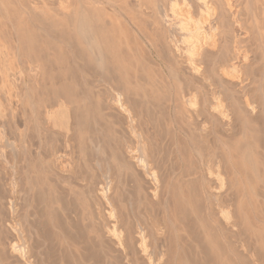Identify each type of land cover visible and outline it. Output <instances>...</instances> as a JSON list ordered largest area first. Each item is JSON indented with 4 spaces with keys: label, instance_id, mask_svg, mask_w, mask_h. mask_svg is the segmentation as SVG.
I'll use <instances>...</instances> for the list:
<instances>
[{
    "label": "bare ground",
    "instance_id": "1",
    "mask_svg": "<svg viewBox=\"0 0 264 264\" xmlns=\"http://www.w3.org/2000/svg\"><path fill=\"white\" fill-rule=\"evenodd\" d=\"M116 1L113 2L112 0H0V157H2L4 160H7L5 159V157L7 156V150L10 149L12 153L15 155V158L21 155L23 157L22 160L23 159L27 160V158L28 160H30L29 158H32L33 156V150L37 148V150L35 151H38L37 155H38V160L41 164V167L37 166L39 163L38 161L36 162L35 160L34 163H36L35 166H37V168L35 169L27 168L26 170L24 168L23 169L24 171L22 172L25 174V177L27 178H30L31 175L34 173L36 177L38 176L37 178L40 180V183H44L47 180V176H49L48 174L50 171H51V174L52 172H56V171H57V174L58 173L60 174L61 172L62 174L63 172L69 173V174L74 173L73 162L76 163L78 159V157L74 159V156H75V153L79 151L78 149L76 151V146L74 142L75 138L77 137L78 140L77 139L76 140L79 141L78 142L80 145L79 149L81 151L82 149L81 146H83V144L87 143L85 144V146L89 144L88 141L86 142L84 141L86 140L84 138L87 137V140H88V137L90 135H92V137H95V135L93 136V134H90L91 131L89 132L90 134L89 136H85L86 133L78 126V124H76V122H80V121H76V119H78V113H80L81 111V110L80 111L78 110L81 109V107L84 104V100H86L85 99L86 96L78 95L79 93L78 91L80 90L79 88L80 82L82 83L80 84V86L81 85L83 86V84L85 86V84L89 81L91 77L90 75H93L97 79L98 81L97 83L99 82L104 83L106 86L108 85L111 88H115L117 97L112 98V100L109 99L111 100V105L115 101L116 104L118 103L124 110L128 111L125 104L127 103L129 104V101L126 100L127 102L124 103L123 98H122L124 97L123 96V84H125L126 81L127 82L131 81L128 79H133V78L127 79L126 75H122L121 78H117L115 69L117 68V71H118L119 68L120 69L123 68L126 61L128 60L131 61V58H133L132 53H134L133 51L135 50V48H136V51H138L139 49L140 50L139 52H141V50L142 52H144L145 49H149L147 48V46L145 47V43H147L151 47L150 49H153V51L156 52L154 55L156 54L158 55V58H160V61H161L160 62L161 66L163 67V70L161 69L163 71L161 82L167 88L169 92V97H167V99L169 98L168 99L169 109L171 111H180L181 109H184L187 106H189L196 112V114L195 113L194 114L197 115L198 117L197 122L190 123L186 121L187 123L185 124V127L181 126L182 129H180V131L184 133V134L182 133L184 135L182 136L183 137L182 140H181L182 134L180 136H177L176 134H174L175 135V136L173 135L174 137L170 135L171 138H174V146H172V142H170L172 146L171 151H169L170 148L169 149L167 148L168 146L170 147V144L166 143V145L168 144V146L167 147L165 146V148H167L166 150H168L171 153H168V151H166L165 149L163 151H166V152L164 153L162 151V153H164L165 155L171 154V157L170 156L169 157L171 158V160L174 159L175 164L172 163L171 165L169 163L170 167L173 166L171 170L169 169L170 167H168L169 170L168 169L167 170L169 171V173L167 170H166L167 172L163 170L167 168V165L164 164L165 168H160L164 172L168 173V175L166 174L167 177L161 176L160 173L158 174L157 169L155 168L154 165L153 166L156 170L153 167L151 168L152 166L151 162L153 164H156L155 162L156 160L152 161V159L154 160V158L152 159L150 158L152 157L151 156L152 154L149 156V154L152 153V152L149 153V146L151 144L148 146L149 143L147 141L137 140V143L134 144L135 146H132L133 145L132 142L136 139L135 137L132 136L133 138H135L132 140V142L130 138L127 139L131 142L132 145L129 143V141L128 143L130 145L127 142H126L127 143L126 145V143L121 138L123 142L121 144L120 150L123 151L122 149H126V152L129 154V157H132L137 162L142 164L143 165L142 168L145 167L147 170L149 169L151 170V174L153 175V180H151L153 181V184H152L153 186H151L152 188L149 187L151 189H148V190L149 192L152 191L151 194H153V196L150 197V199L153 200L151 204L154 209L153 213H151L152 211L151 212L147 211L146 210L147 208H145V210H142L143 214H140L142 211L139 212L140 210L139 211L137 210V207L135 206V204H133V202L130 199L124 200L126 197H119L118 199L117 198L118 196L114 195L117 181L114 180V182L116 181V183L113 189L112 179L116 177L115 175H116L117 170L115 172V169H114L115 173L110 174V177L111 175L114 176L113 178L110 179V177L106 175H105V178H102L103 177L102 176L100 177L102 179H100V181L98 180V182H96V184L94 185L96 187L95 191L97 193V196L100 197L99 203H98V200L96 202L95 200L96 198L95 199L94 197L92 198V196H95V195H92V193L94 192V189H93L94 186L91 187L92 189H90L89 187L92 185L87 187L86 186L87 184H85L84 182L82 183L81 180L80 182L71 181L73 180L72 177L74 175L66 176L67 178L65 179L67 180L64 179V183L63 182H60V183L64 184L66 188L65 190L68 193L67 195H69L70 199H73V200L75 199V201L78 203L77 207L78 206L87 207L88 203L86 201V198H87L86 195H88L89 196L88 198L91 200L90 203L93 202V204H95V206L92 205L93 207H96L97 209H99L98 207H101V209L103 207L106 208L107 210V211L105 210L106 215L101 212L96 211L98 215V221H99V222L96 221V223L98 222L99 224L98 225L89 224L87 234L89 233V236L94 235V237L96 238L95 240L97 239L105 240V237L109 239L110 242L108 243H111V245L115 249H117V251L118 250L120 251L119 257L121 258L119 259L121 263L118 261L119 259L117 260V263H120V264H202V260L200 259L198 260V258L200 257V254L198 253H201V254L204 253L203 255L205 256V252H206V255L207 256L209 255L208 258L209 257L211 258V260H209L210 258L208 259V261H210L211 264H239L238 263L239 255H237V253L239 254V252H237V248L240 247L243 249V251L246 252V254H248L253 264H264V217L262 216H260L261 218L256 217L254 215L256 213L255 210H252L254 211L253 214L250 213V210L254 208L253 204H252L253 206L251 205L252 206L251 208L246 207L247 205L246 202L247 201L250 202L249 199L251 197L253 198L254 196L253 194H252L253 196L252 195L249 196L250 197L249 199H248V196H246L248 200L246 199V197L243 199L247 201H242L240 200L241 199L240 197L236 196L238 192L240 193V194L238 193L239 195H242L241 190L236 192L238 189H242V188H244L243 191L245 195L246 194L249 195L251 193L250 190L248 191L249 188L246 190V187H248L249 185L246 183L247 180L250 182L252 181L254 182V184L257 185V183H255L256 182L255 180L254 181L251 180L252 176H253V179L255 178L254 175H251V173L253 174L256 171H258L257 168L258 169L260 168L258 166V162L260 159H263L261 156L264 155V152H261L262 153L261 156L259 155L260 152L258 153V151H261V150L260 148L257 149L255 145L256 143L254 144L251 141V136L249 134V132L253 129L257 131L255 127L257 128L259 127L260 129V125L257 126V124L254 123L255 121L257 122L258 120V119L255 120V116L258 117V113H260V117L262 118L263 117L262 113L264 114V21L262 23L260 21V18H257L259 16H256L258 15V13L256 12L257 13L256 14L254 12L256 11L255 10L256 7L258 9V12L261 11L259 10L258 6L262 5L261 8L263 11V15L261 16L264 19V0H128L129 2L128 7L127 5L124 6L120 4V2H118L120 4L119 5L116 3ZM243 7L246 8L244 11H246V14H247L246 15L247 16L246 19H248L247 21L250 22L252 21V19H255L254 23L252 22L248 24L247 21L246 22L245 20L242 21L241 15L244 12L242 11L244 9ZM251 7L252 8L255 7V9H252ZM137 9H139L140 11ZM136 11L142 12L141 14L144 13V15L139 16L138 14H136ZM145 14L148 16L145 17ZM245 38L248 40L247 43H250L251 45L252 44L257 45L258 48H256V46L253 45V47L257 49V50H253L254 52L256 51L255 53L252 50H251L252 52L248 50L247 47L249 44L246 46V43L244 44V41H243ZM204 51L205 52L210 51L211 54L212 53L213 55L215 54L216 61L214 63H210L209 60H211L213 57L210 58V56H208V55H211L209 54L210 52L209 53L207 52L208 54L205 55ZM134 54L137 56L140 55V54L138 55V53H134ZM146 54H147L146 56H150V57H152L153 55V54L150 55L151 53H149V55L148 53ZM255 54L257 55L255 56ZM207 56L209 60L208 58L206 60ZM257 56L260 57L259 60L258 58H256ZM142 57L144 59V55ZM252 58H255V60L257 59V61H254V62L255 64L257 63L256 67H258L260 70V75L259 74L257 75V72H256L257 77L259 76L258 78L259 82L256 85H257L258 91L259 90L261 91V95H259V97L261 96V98L258 99L254 95L249 94L248 92L242 93V95H239V97L237 96L238 98H236V94L234 95V93L229 92L227 95L233 94V96L231 97L228 96L229 98H224L222 95V92H224L222 91V88L225 87V84L227 83L225 82L226 80H228V82H230V80L232 82L237 81L240 84L241 83L243 84L244 82L247 83L248 81L247 79H249L248 74L250 73L248 70H249V67L251 70V65L253 64V63L251 64L250 62L254 60ZM17 61L20 64L18 68H16L17 65L14 64ZM130 61L128 63H131L130 64L131 66L132 62ZM151 61H155V60H151ZM213 61H214V58H213ZM87 63H89V65ZM91 63L95 64V66H93L95 67L94 69L92 68ZM134 63L135 62H133L132 66L135 65ZM146 63H148L146 65L148 66L149 62H146ZM113 64L115 68H112ZM117 64L119 68L115 66ZM246 65L249 66V67H246V69L248 68L247 70L248 74L245 69ZM89 66H91V68ZM126 66L127 65L125 64V67ZM153 67L155 68V65ZM158 67H159V64L157 68ZM256 67L254 66V68ZM104 68H106L107 70L106 74L105 73L103 74ZM112 69H114V71ZM128 69L130 70V68ZM188 70L191 71V74H196L197 75L196 77H202L203 80H205L204 82L212 83L214 80L216 83L215 88L213 87L214 84L213 83L211 84V86L213 87V89H215V91L213 90L214 92L212 91V93H208L210 95V97L209 96L207 97L209 98L208 100H206L207 98L205 99V96H202V97H204L206 101L202 100L203 98L200 96V99L202 98L200 102L201 105L198 103V101L200 100L198 96H199V93L201 92V90L199 89L200 86L199 85H196L199 87L188 86L186 89H184L185 87L184 83H183V86H184L183 87L181 83L178 82L180 80V79L178 80L179 74L182 73L183 75L184 73L187 72L186 75H189L188 73L190 72H188ZM99 71H100L99 74H102L103 76L98 74ZM135 72L137 73V71ZM155 72L156 71H154V73L151 72L152 78L156 76L157 72L156 73ZM142 73L144 72H141V76H142L141 78L143 82L147 81L149 79L148 78L149 76H144L145 74L143 75ZM253 74L252 76L255 77L256 75H253ZM134 75L132 76L134 77ZM146 77L148 78L147 80L145 79ZM137 78L136 80H138ZM152 78L150 77V79ZM134 79L133 81H135ZM183 79H182L183 81L187 80L185 78ZM253 79H254L253 81H255V78ZM153 81L156 82L155 79H153ZM157 81H158L157 82L158 84L160 81V77L158 78ZM196 82H198V80H196ZM92 83H94V80L92 81ZM150 83L148 84L150 85ZM201 83L199 82L200 85ZM143 84H146V83H143ZM233 84L231 87H233ZM248 85L250 86L251 84H248ZM153 86L156 87L157 85L156 86L153 85ZM209 86L210 85H208V87ZM154 87H151V88L153 89ZM204 87L206 88L207 86H204ZM252 87H253V92L257 90V89L255 90L254 88L256 87L255 85L254 86L252 85ZM125 88L127 90H130L129 87L125 86ZM161 88L159 87L156 90L159 91L158 89H161ZM205 88L203 90H205ZM77 89L79 90L77 91ZM155 89L152 91L156 92ZM206 89L208 90V88ZM101 90H102V87H101ZM103 90L106 94L110 89L108 91L107 90L105 91V87H104ZM203 90L202 92H204ZM208 91H210V89ZM83 92H84L83 94L86 95L85 91ZM142 92L144 93V91ZM163 92L165 91H162L161 89L160 94ZM241 92H243L242 89H241ZM92 93L94 92H88V96H90L89 98H92L91 95L96 97V93H94L95 95H93ZM99 93H101L100 96L102 97V92H99ZM99 93H98V96H99ZM129 94H132L131 91L126 96L129 97ZM205 94L206 93H204V95ZM106 95L108 96V94ZM137 95L134 97H138ZM113 96L115 95L113 94L112 97ZM146 97L147 96L145 95V98ZM93 98L91 100H94ZM139 98L142 99V96ZM147 98L151 99L154 97L152 96L149 97L148 95ZM143 101L145 102L146 100L144 99ZM91 102L92 101H90L89 104H91ZM108 102L110 103V101ZM148 103H146V105ZM116 104L113 103V105H116ZM236 104H239L240 108L243 109L245 112H247V115L249 116L244 114V116H247L248 118H244V122L241 121V123L243 124V127H242L243 129L242 128L240 129L241 126L239 127L240 130H243V132H241V136L240 134L237 135L239 136V138H237L236 136L235 137L236 139L233 136L232 138L234 139L232 140L231 138L229 139L230 137L229 135L228 137L229 140H227L225 136L227 134L233 135V130H235L233 128L232 121L234 118H236L235 114L236 113L238 114V110L236 112L234 111L236 110L235 108ZM85 107H87V105H85ZM115 107H117V105ZM135 110L136 109L133 108V110H130L129 113H131V111H134L135 113L138 112V110L137 111ZM120 112H121V109H120ZM139 113L140 111L138 112V114ZM169 113H172V112H169ZM212 113L214 114L213 117L214 116L219 117L220 119L218 118L217 119L221 120L219 122L222 123V126H223L222 129H224V130H220V131H223L222 134H224L225 132L227 133V134L226 133L224 134L225 136L220 133L221 135H217L215 139L213 138L214 139L213 141H211L210 139L211 137L210 133L209 132H208L209 134L206 133L208 128L211 127V125H209V120L205 119V117L208 118V115H211ZM140 114L138 116H140ZM241 114H243V112ZM135 115L136 114H134V116ZM125 116L127 117L128 115L126 114ZM244 116H240V117H244ZM122 117L123 116H121V118ZM126 117H125V121H126ZM143 117L141 118L143 119ZM238 117L239 115H237V119L241 120V118H238ZM141 118L138 117L137 119H141ZM165 118L167 119V117ZM80 119L82 118L80 117L79 120ZM132 119L134 120L135 117H132ZM121 120L122 119H120V121ZM149 120L150 119L146 120V122L148 121L146 125L148 123L151 124ZM210 120H213V118ZM173 121L174 120H172L170 123H172ZM179 121L181 120H178L176 123H178ZM141 122L144 123L145 121L143 122L141 120ZM141 122L140 120L139 122L137 121V125L140 123V126H141L142 124ZM166 122L168 124V120L164 121L165 125H166ZM125 123L123 122L122 124H124L125 126L126 125ZM211 123L212 121L210 122V124ZM233 123L235 122L233 121ZM178 124H181V123L179 122ZM260 124H263L262 126H264V118L260 120ZM148 125L146 127L150 126L153 128L154 126L153 124L149 126ZM160 125H158V127ZM163 125L164 124L162 123V126ZM80 126H83V122L82 124L80 123ZM158 127H156L155 125L156 132L157 131L160 132V130H157ZM219 127L221 128V126ZM85 128L86 130L89 129L87 126H85ZM170 128L171 127L169 126L168 129ZM162 129L163 131L166 130V129L164 130L163 127ZM141 130H142L141 135L144 136V133L147 132L148 137L150 138L152 143H154L155 145L160 144L159 136L157 135L155 136V133H154L155 131L149 133L148 131H146L147 129L143 130V128H141L140 131ZM170 130L172 131V128ZM174 130L176 131V129H173V131ZM263 130H264V127L262 131ZM57 132H60L64 137V141L62 142L63 144L61 145V147L57 145L58 143L57 141L59 140V139L57 140ZM176 132L178 133V130ZM214 132H215V129L213 133ZM217 132L219 131L217 130L215 134ZM235 132L236 133L238 132L237 129L234 131V134ZM169 133L172 134V132H169ZM157 134L159 133L157 132ZM161 134H159L160 138H161ZM179 134L180 133H178V135ZM186 134L187 136H185ZM207 135H210V137H208ZM99 136L101 135L99 134ZM143 136H140V137H143ZM167 136L169 137V135H166L165 138ZM163 137L164 136H162L161 139H163ZM259 139L260 138L258 137V140ZM118 140H120V138H118L117 141ZM121 140L119 141V144L121 143ZM168 140H166L165 142H168ZM178 140L179 142L181 141V144H183L182 141L183 142L187 141L184 144L188 146L189 148L186 147L188 149V152L185 150L184 152L182 150L184 152V155H183V152L180 151L181 150L180 148H182L184 144L180 147V145H178ZM226 140L227 142L229 141L232 143V145L230 144L231 147L235 143L234 142L235 140H237L236 142L241 143V145H238L239 148L243 146L238 151L239 154L237 156L239 157V159H237V163L239 162L240 165H238L235 162L236 152H233L234 148L235 149H238V148H236V145L235 147L233 146L234 147L233 150H231L232 148L231 149L227 148ZM160 142L162 144L161 140ZM261 142L263 141L259 140V143ZM80 143H83V144L81 145ZM94 143H95V140H94ZM123 143L125 145H123ZM154 144L153 146H155ZM161 144H160V147H158L159 150L161 148H164V146H161ZM124 146H126V148ZM262 146L264 148V145ZM43 148L45 150H43ZM155 148L154 150H156ZM183 148H185V146ZM113 149L115 150V147H113ZM118 151L116 150L115 152H118ZM88 152H90V150H88ZM186 152L189 153L188 156L191 157L192 160L195 159L196 161V162L194 161V164L195 165L197 164L195 166L196 167L195 171H192L194 170L193 166L187 163L189 161V158L187 159L188 156H186L187 154ZM107 153L105 155H107ZM121 153L124 154V152H121ZM87 155L88 154L86 152V156ZM159 155L157 156L156 154L155 155L153 154L154 157H159ZM89 156L91 157V155ZM161 156H163V154ZM120 157L122 159L124 158L125 160V158H128V155H126L125 157L119 156V158ZM163 157H161V159ZM169 157L167 159L166 158L164 159H166L167 161L170 159ZM85 159H88L87 162H89V157ZM98 159L101 160V158H98ZM159 159L160 158H158V160ZM161 159L159 161L157 160L158 164L161 161ZM19 160L21 159L19 158ZM127 160L128 159H126V161ZM6 162L7 161H5V163ZM163 162L165 163V160ZM167 162H170V160ZM167 162L166 164H168ZM125 163H130V162H125ZM185 163H187L186 165L189 164L190 167L192 166L191 167L192 169L190 168L191 170L190 169L189 170L192 172H195L194 174L197 180L200 181V184H198L197 180H195L197 184L200 185L199 189H200L201 195L199 196H201L202 199L198 197V195L195 197L193 196V193L195 191H196L195 192L196 194L198 193V190H197L198 186H194L196 185L195 184L196 182L193 181L195 177V176L193 177L194 174L192 173L193 175H191V177H187L189 176L188 173H191V172H187L186 168H185L186 173L181 172V171H185L182 169L185 167L183 165ZM263 163L264 161H262L261 164ZM109 166L112 167L113 162H112V165H109ZM120 167L121 165L119 166V168ZM48 169H51V170H48ZM17 170L18 168L14 170L15 174ZM76 170H78V168H76ZM144 171L145 170H143V172ZM75 172L77 174V171ZM259 172L260 171H258V173ZM51 174H50V177H51ZM86 174H89V173H86ZM65 175L63 174L62 177L60 176V179H63ZM53 176L54 175H52L51 177L52 179H53ZM69 177L72 179L70 180ZM14 178L17 179V177H14ZM51 178H50V181H52ZM54 178H56V175L54 176ZM79 178H82V177H79ZM90 178H92L91 175H90ZM188 178H192L191 179L192 181H190V179ZM19 180L20 179H17V183ZM74 180L76 179L74 178ZM85 180L88 181V178ZM15 181L16 180H14V182ZM60 181H63V180H60ZM33 184L34 183H32V185ZM35 184H34V188L38 191L37 189L38 184L37 185ZM190 184L194 186V187L193 186L191 187L193 188L196 187L195 189H193V191L195 190L193 193L189 192ZM254 184H252V186H254L253 187L255 188L254 190H257L256 185ZM238 185H241L242 187L240 186L241 188L238 187L236 189ZM228 187L231 189L235 188V190H232L234 192L232 191L231 192L232 194L234 193L233 195L234 197L236 196L238 197L237 199L242 201L241 203L243 207L237 206V208H235L234 205H232V203L234 204L239 203V200L237 201L236 197H235L236 201L232 203L227 202L230 197L227 198L226 201L221 200L223 199L222 198L223 193L226 192V189ZM253 188H252V191H253ZM40 190H42V188ZM223 190L225 191L222 193L221 191ZM15 191H17V189ZM111 192H113V194ZM220 193L222 194L221 197H220ZM17 194L18 193H16V195ZM258 194L260 193L257 192L256 195ZM117 195H118V191H117ZM13 196L11 198H13ZM224 196L226 198L225 194ZM120 199H123V200H120ZM253 199H254V202H256L255 198ZM196 200L197 201L202 200V202L200 201L201 203H203L202 205L199 202L198 203L201 205V207L203 206L204 208H200L199 204L196 203L197 202ZM13 201H14V198H13ZM9 203H11V201ZM17 203L18 202H16L15 204L17 205ZM244 203L246 205H244ZM18 204L20 205V203ZM197 204L198 206H196ZM44 205L47 208L54 207L53 201L49 198L45 200ZM133 205L136 208H133ZM179 205H182V207H180ZM152 207L150 209H152ZM184 207L186 208L188 207L187 209H189L190 207L191 211L190 212L189 210L188 211L186 210V211L189 213V215L191 213L193 214L192 216L194 217L193 220L189 219L188 221V218H190L191 216L189 217V215L185 213L186 211L183 212L182 214V209L185 210ZM20 208L21 207H19V209ZM178 208H181V211ZM199 208L203 209V211L201 212ZM245 208H249L250 210L247 209V211L248 210L249 211L246 212ZM11 209H12V206H11ZM19 209L16 208L17 211H20ZM126 211H127L126 214H128L126 218H128V220L125 218L123 220V215L126 216V214H123V213H125ZM180 213L181 215L185 214L184 216L186 215L188 216L187 219L186 217L183 216L185 220H187L186 224L185 222H182L184 218L183 219L181 218ZM247 213L249 214L247 215ZM16 215H18V213H16ZM103 215H105L106 217ZM262 215H264V212ZM74 217H77V216H74ZM95 219L96 218H94V220ZM34 221H32L33 223H31L30 225L36 228L39 236H42L43 235L42 231L46 230L47 228L44 230L42 229L40 230L39 228L41 227L39 225L42 226L43 223H39L38 225L37 224L38 222L35 223ZM21 222L22 220L19 215L15 216L14 219H12L10 226L12 230L14 231L15 235H12L14 233L10 231L12 236L9 238V241H8L9 245L8 244L7 245L9 246V249L12 253H16V255H19L23 259L27 260L30 264H32L30 260H28L30 258V249L28 247L29 244L26 238L27 234L25 235V230ZM90 222H94L93 219ZM45 226H46V222H44L43 228H45ZM242 227L247 228L246 229L247 232L246 231L245 232L249 234V235L246 234V239H247V236H249L248 238L250 240L249 242L247 241L248 239L247 240L244 239L245 238L243 236L244 231H242L244 228L242 229ZM29 229L31 228L29 227ZM190 230H192L193 232H190ZM46 233L44 232V234ZM90 233H92L93 235ZM200 234L203 236V238H198ZM45 237L46 235L43 236V238ZM107 239L105 240V242L107 241ZM75 241H76V245L77 243L79 244L80 242L81 244H83L82 241L85 242L84 240H82L80 236H78L75 239ZM108 245L109 244H107V246ZM188 249L197 251L194 254L199 255V257L198 256L196 257V255L195 256L190 255V257H194V258L196 257L195 260H193V258L191 259L187 253ZM190 253L192 254V252H189V254ZM261 253L263 254L261 255ZM207 256L205 258L203 257L202 259L207 260ZM104 259L102 260L105 263ZM205 261H203V264L209 263L207 261H206L207 263H204ZM99 262H95V263H99ZM103 262H100V263L104 264ZM114 264H116V261L114 262Z\"/></svg>",
    "mask_w": 264,
    "mask_h": 264
},
{
    "label": "rangeland",
    "instance_id": "2",
    "mask_svg": "<svg viewBox=\"0 0 264 264\" xmlns=\"http://www.w3.org/2000/svg\"><path fill=\"white\" fill-rule=\"evenodd\" d=\"M113 2H115L116 0H112ZM122 0H118V1H116V3L117 4H119L118 2H120V4H122V5H127V7L129 6L128 4H129V2H128V0H123L122 2H121ZM125 1V2H124ZM127 1V2H126ZM119 4V5H120ZM262 5H260V6H258V8H259V10H261V11H259L258 12V9H257V7H256V9H255V7L254 8H252V9H255L256 11H254L255 13L257 12L258 13V15H256V16H259V17H257V18H260V21L263 23V21H264V19L262 18V16L261 15H263V11H262ZM244 9L242 10V11H244L246 8L245 7H243ZM261 8V9H260ZM137 10H139V9H137ZM140 11V10H139ZM139 11H136V14H138L139 16L141 15H144V13L143 14H141L142 12H139ZM140 14H139V13ZM245 12V13H244ZM243 13H242V15H241V18H242V21L243 20H245V22L248 20V19H246V11H244ZM260 12H262V13H260ZM256 13V14H257ZM244 14H245V16H244ZM148 15H146L145 14V17H147ZM245 18H244V17ZM244 18V19H243ZM252 19V18H251ZM259 20V19H258ZM248 22V24L249 23H254L255 22V19H252V21H247ZM246 40V41H245ZM244 44L246 43V46L248 45V50H257L256 48H258L257 47V45H254V44H250V43H247V39L245 38L244 40ZM253 45L254 46H256V48L255 47H253ZM147 46V48H149V49H145L144 50V52H142V50H141V52H139L140 50L138 49V51H136V48H135V50L133 51L134 53H138V55L139 56H137V55H135L134 53H132V55H133V58H131V61L130 60H128V61H126L125 62V64L127 65L126 67H125V64H124V66H123V68L122 69H120L119 67H118V64L117 65H115L116 67H118L119 69H118V71H117V68L115 69V71H116V75H117V78H121V76L122 75H126V77H127V79L128 78H135L134 80L135 81H133V79H128V80H131V81H129V82H125V84H123V96L124 97H122L123 98V101H124V103L125 102H127V101H129V104L127 103V104H125V106H126V108H127V110L128 111H126V110H124L118 103L116 104L115 103V101L113 102L114 104H116L117 105V107H115L116 105H113V103H112V105H111V100H112V98H115V97H117L116 96V92H115V88H111V87H109L108 85L106 86L104 83H97L98 81H97V79L93 76V75H90L89 77H90V79L93 81L94 80V83H92V81L89 79V81L88 82H90V83H86L85 84V86H84V84H83V86L81 87L80 86V84H82L81 82H80V84H79V88H80V90L79 89H77V91L79 92H77L78 93V95L79 96H86V100H84V104H83V106L81 107V109H79L78 111H80V113H78V119H76V121H80V122H76V124H78V126L87 134H85V136H89L90 134H93V136L95 135V137H92V135H90L91 137H92V139L93 138H95V139H93V141H92V139H91V137L89 136L88 137V140H87V137H85L84 139H86V140H84L85 142L86 141H88V145H86L85 146V144H87V143H85V144H83V143H80L81 145L83 144V146H81L82 147V149H81V151H80V149H79V147H80V145H79V141H77L78 139H77V137L75 138V140H74V142H75V146H76V151H77V149L79 150L78 152H76L75 153V156H74V159L75 158H77L78 157V159H77V161L76 160H74V161H76V163L75 162H73V171H74V173H72V174H69V173H65V172H63V174L65 175L64 177H63V179H60V176L62 177V172L60 173V174H62V175H60L59 173V175L57 174V171L56 172H52V174H51V171L49 172V176H47V180L44 182V183H40V180L35 176V174L33 173L32 175H31V177L30 178H27V177H25V174L22 172V171H24L23 169L25 168V170L28 168V169H35V168H37V166L38 167H41V164H40V162H39V160H38V151H35V150H37V148H35L34 150H33V156H32V158H29L30 160H28V158H27V160H22V156L21 155H19L17 158H15V155L12 153V151L9 149V150H7V156L9 157H5V159H7V160H4L2 157H0V264H30L27 260H25V259H23L22 257H20L19 255H16V253H12L11 251H10V249H9V244H8V241H9V238L12 236V235H15V233H14V231L12 230V228H11V226H10V223H11V221H12V219H14V217L15 216H20V218H21V220H22V226H23V228H24V230H25V235H26V238H27V241H28V247H29V249H30V258L28 259V260H30V262L32 263V264H99L100 262H103V260L102 259H104V261H105V263L104 264H106V262H107V264L109 263H111V264H114V262L116 261V264H120L121 263V261H120V259L119 258H121V257H119L120 256V251L118 250L117 251V249H115L112 245H111V243H108V242H110V240L109 239H107L106 237H105V240L107 239V241L105 242V240L104 239H97V240H95L96 238L94 237V235L92 234V233H90V234H92L93 236H89V233L87 234V232H88V226H89V224H95V225H98L99 223V221H98V215H97V212H101V213H103V214H105L106 215V208L105 207H103L102 209H103V211H102V209H101V207H98L99 209H97L96 207H93L92 205H94L95 206V204H93V202H91L90 203V199L88 198L89 196L88 195H86V201H87V207H77V205H78V203L75 201V199L73 200V199H70V197H69V195H67L68 193L66 192V188H65V186H64V184H62V183H60V182H63L64 183V179L65 178H67L66 176H70V175H74L72 178H73V180H71L72 178H70L69 177V179L71 180V181H73V182H80V180L82 181V183L84 182L85 184H87L86 186L88 187V186H90V185H92V186H90L89 188L90 189H92L91 187H93L95 184H96V182H98V180L100 181V179H102V178H105V175L106 176H108V177H110V174H112V173H115L116 172V170H117V172H116V177H114L113 175H111V177H110V179L111 178H113L112 179V181H113V189H114V185H115V183H116V181H117V183H116V187L118 188H116L115 187V193H114V195L115 196H118L117 198L119 199V197H126L124 200H131L132 202H133V204H135V206L137 207V210L139 211V212H141L142 210H145V208H147L146 210L147 211H152L151 213H153V207H152V202H153V200L152 199H150V197H152L153 196V194H151V192H149V190L148 189H151L152 187L151 186H153L152 184H153V181H151V180H153V175L151 174V170L149 171V170H147L145 167V169L144 168H142L143 167V165L142 164H140L139 162H137L135 159H133L132 157H129V154L126 152V149H122L123 151H121L120 149H121V144H122V142L124 141L125 143L127 142L128 143V141L129 140H127L128 138H130V140H131V142H132V140L133 139H135L134 141H135V143H134V141L132 142L133 143V145L131 144V142L129 141V143L132 145V146H135L134 144H136L137 143V140H145V141H147L149 144H148V146H149V153L150 152H152V153H150L149 154V156L151 155L152 157H150L151 159L152 158H154V160L152 159V161H155L156 162V164H153L151 161V168L153 167L154 168V166H155V168L157 169V172H158V174L160 173V175L161 176H163V177H167L166 176V174L168 175V173H169V169L171 170L172 169V167H170V164L172 165V163L173 164H175V162H174V159H172L171 160V154H168V155H165L164 153L166 152V151H168V150H166L167 148L169 149V151H171V147L172 146H174V138H171V136L170 135H174V134H176L177 136H180L183 132L182 131H180V129H182V127L181 126H183V127H185V124L187 123V122H197V120H198V117H197V115H195L196 114V112L191 108V107H189V106H187L186 108H184V109H181L180 111H171L170 109H169V106H168V99H167V97H169V92H168V90H167V88L163 85V83L161 82V77H162V75H163V67L161 66V61H160V58H158V55L156 54V55H154L156 52L155 51H153V49H150L151 47L147 44V43H145V47ZM251 51V52H252ZM148 53V55H149V53H151L150 55H152V57H150V56H146L147 54L146 53ZM210 52V51H204V53H205V55H207L208 53ZM254 52V51H253ZM256 52V51H255ZM254 52V53H255ZM209 54H211V52L209 53ZM144 55V59H143V56ZM211 55H213V53L211 54ZM211 55H208V56H210V58L211 57H213L214 58V61H213V58L211 59V60H209V58H208V56L206 57V60H207V58H208V60H209V62L210 63H214L215 61H216V55L214 54L213 56H211ZM257 54H255V56H256ZM157 56V57H156ZM254 56V57H255ZM137 57V58H136ZM150 57V58H149ZM156 57V58H155ZM149 58V59H148ZM256 58H258V60H259V56H257ZM159 60V61H157V60ZM252 59H254V60H252L250 63L252 64H255V62L254 61H257V59L255 60V58H252ZM139 60V61H138ZM147 60V61H146ZM150 60V61H149ZM151 60H155V61H151ZM132 62V65H133V62H135L134 64V66H130V64L131 63H128V62ZM137 61V62H136ZM143 61V62H142ZM212 61V62H211ZM146 62H149V65L148 66H146L148 63H146ZM152 62V63H151ZM157 62H158V64H159V67L157 68V66H158V64H157ZM19 64V62L17 61V62H15L14 64H16L17 66H16V68H18V66H20V64ZM142 65H141V64ZM150 63H151V65H150ZM250 63H249V65H250ZM88 65H89V63H87ZM92 64V68L94 69L95 67H93V66H95V64L94 63H91ZM90 64V65H91ZM252 64V65H253ZM155 65V68L153 67ZM251 65V70H250V67L249 66H245V69H246V67H249V70H248V68L246 69V71L248 70L250 73L248 74V71H247V74L249 75V79H247L248 81H249V83H248V81H247V83L248 84H251L250 86H251V88H250V86L247 84V83H239V82H237V81H231L230 80V82H228V80H226L225 82H227L226 84H225V87L224 88H222V91H224V92H222V95H223V97L224 98H229V97H231V96H233V94H229V95H227L229 92L230 93H234V95L236 94V98H238L239 97V95H242V93H246V92H248L249 94H252V95H254L256 98H258V99H260L261 98V96L259 97V95H261V91L259 90L258 91V89H257V85L256 84H258V82H259V80H258V78H259V76L257 77V75L259 74L260 75V70H259V68L258 67H256V65H257V63L255 64V65H253L252 66ZM113 66V67H112ZM111 67L112 68H115L114 67V64L112 65ZM254 66L256 67V68H254ZM90 68H91V66H89ZM125 67V68H124ZM134 67V68H133ZM128 68H130V70L128 69ZM154 68V69H153ZM160 68V69H159ZM132 69V70H131ZM135 69V70H134ZM149 69V70H148ZM156 69V70H155ZM162 69V70H161ZM253 69H255V70H253ZM113 71H114V69H112ZM121 70V71H120ZM125 71V72H123V71ZM145 70V71H144ZM162 71V73H161V71ZM106 68H104V70H103V74L105 73L106 74ZM133 71V72H132ZM135 71H137V73L138 72H140V73H138L139 74V76H138V74L135 72ZM148 71V72H147ZM154 73V71H156L157 72V74H156V76L154 77V78H152V73ZM254 72V74H253V72ZM120 72V73H119ZM122 72V73H121ZM131 72V73H130ZM141 72H144V73H142L144 76H149L148 78L146 77L145 79L148 81V83H150V82H152V83H150V85L151 84H153V85H157L156 87L157 88H161L162 89V91H167L168 92V94H167V92L165 93V92H163V93H161L160 94V92H161V89H158L159 91H157L156 89V87H154L153 85H149L148 83H147V81H144L143 82V80H142V76H141ZM155 72V73H156ZM188 72H190V73H188L189 75H186L187 74V72L186 73H184L183 75H182V73L181 74H179V76H178V82H180L181 83V85L183 86V83H184V85H185V87H184V89H186L188 86H191V87H199L200 86V90H201V92H202V90L205 88L204 86H207L206 88H208V90L210 89V91H208L206 88H205V90H203L204 92H200L199 93V96H198V98L200 99V96L202 97V96H205V99L209 96L210 97V95L208 94V93H212V91L214 90L215 91V89H213V87L215 88L216 86V83H215V81L213 80V82H212V80H211V82L214 84L213 85V87L211 86V84L212 83H207V82H204L205 80H203V78L202 77H196L197 75L196 74H191V71L190 70H188ZM256 72H257V75H256ZM100 73V71L98 72V74ZM102 73V72H101ZM136 73V74H135ZM119 74V75H118ZM134 75V77L132 76V75ZM147 74V75H146ZM160 76H159V75ZM252 74L253 75H256L255 77H253L252 76ZM99 75H102V74H99ZM191 75V76H190ZM103 76V75H102ZM130 76H132V77H130ZM252 76V77H251ZM138 77V78H137ZM141 78V80H140V78ZM150 77L152 78V79H150ZM160 77V81H159V83L157 84V80H158V78ZM181 77V78H180ZM257 77V78H256ZM88 78V77H87ZM136 78L138 79V80H136ZM157 78V79H156ZM183 78H185V79H187V80H185V81H183L184 79ZM189 78V79H188ZM253 78H255V81H253L254 79ZM143 79H144V77H143ZM153 79H155L156 80V82H154L153 81ZM183 79V80H182ZM198 80V82H196V80ZM200 79V80H199ZM257 79V80H256ZM88 80V79H87ZM149 80H151V81H149ZM191 80V81H190ZM203 80V81H202ZM252 80V81H251ZM95 81H96V83H95ZM183 81V82H182ZM160 82H161V84H160ZM194 82V83H193ZM199 82L201 83V85L199 84ZM235 82H237V83H235ZM135 83H136V85H135ZM143 83H146V84H143ZM155 83V84H154ZM207 85H206V84ZM228 83H229V85H228ZM233 84V87H231L232 86V84ZM255 83V84H254ZM91 84V85H90ZM99 84V85H98ZM139 84V85H138ZM246 84V85H245ZM260 84H262V83H260ZM103 85H105V86H103ZM129 85V86H128ZM133 85V86H132ZM145 86V87H143V86ZM147 85V86H146ZM195 85V86H194ZM196 85H199V86H196ZM208 85H210L209 87H208ZM245 85V86H244ZM252 85L254 86H256V87H254L255 88V90L256 91H254L253 92V87H252ZM125 86L126 87H129V89L130 90H127L126 88H125ZM141 86V87H140ZM204 88H203V87ZM230 86V87H229ZM235 86V87H234ZM90 87V88H89ZM101 87H102V90H101ZM104 87H105V91L107 90H109L106 94H108V96L105 94V92H104ZM151 87H154L153 89L151 88ZM202 87V88H201ZM86 88V89H85ZM133 88V89H132ZM134 88H136V89H134ZM141 90H140V89ZM148 88V89H147ZM156 88V89H155ZM190 88V87H189ZM226 88V89H225ZM235 88V89H234ZM88 89V90H87ZM146 89V90H145ZM149 89H150V91H149ZM156 90V92L155 91H152V90ZM165 89V90H164ZM212 89V90H211ZM225 89V90H224ZM241 89H242V91L243 92H241ZM251 89H252V91H251ZM91 90V91H90ZM97 90V91H96ZM134 90H135V92H134ZM207 90V91H206ZM228 90V91H227ZM233 90V91H232ZM250 90V91H249ZM83 91H85V94L86 95H84L83 93ZM96 91V92H95ZM112 91V92H111ZM127 91V92H126ZM131 91V93L132 94H129V97L128 96H126V95H128V93ZM142 91H144V93L142 92ZM213 91V92H214ZM226 91H227V93H226ZM235 91V92H234ZM88 92H94V93H96V97H94V96H92L91 95V97L94 99V100H91L92 98H89L90 96H88ZM99 92H102V97L100 96L101 95V93H99ZM115 92V93H114ZM253 92V93H252ZM259 92V93H258ZM81 93V94H80ZM94 93H92L93 95H95ZM98 93H99V96H98ZM142 95H141V94ZM148 93V94H147ZM164 93H165V95H164ZM204 93H206L205 95H204ZM91 94V93H90ZM114 94L115 96H113L112 97V95ZM138 94V95H137ZM144 94V95H143ZM202 94V95H201ZM225 94V95H224ZM110 95V96H109ZM138 96V97H134V96ZM139 95H141L142 96V99L141 98H139V97H141V96H139ZM145 95L148 97V95H149V97H154V98H145ZM151 95V96H150ZM157 95H159V96H157ZM167 95V96H166ZM227 95V96H226ZM163 98H162V97ZM229 96V97H228ZM238 96V97H237ZM100 99H99V98ZM235 97V96H234ZM97 100H96V99ZM102 98H103V100H102ZM106 98V99H105ZM132 98V99H131ZM135 98V99H134ZM198 98H197V100H198ZM203 98V99H202ZM201 99L202 100H205L204 99V97H202ZM107 100V101H105V100ZM109 99H111V100H109ZM146 100L145 102L143 101V100ZM150 101H149V100ZM160 99V100H159ZM201 99L198 101V103L200 104V102H201ZM209 98H207L206 100H208ZM90 100V101H92L91 102V104H89L90 103V101L88 102V101ZM102 100V101H101ZM127 100V101H126ZM205 100V101H206ZM94 101V102H93ZM95 101H97V102H95ZM99 101H101V102H99ZM108 101H110V103L108 102ZM143 101V102H142ZM108 102V103H107ZM149 102V103H148ZM95 103V104H94ZM146 103H148L147 105H146ZM164 103V104H163ZM92 104H94V105H92ZM97 104V105H96ZM110 104V105H109ZM167 104V105H166ZM204 104V103H203ZM85 105H87V107H85ZM119 105V106H118ZM134 105V106H133ZM201 105V104H200ZM101 106V107H100ZM133 108L134 109H136L135 111H137L138 110V112L140 111V116H138L139 114H138V112H134V111H131V113H129L130 112V110H133ZM235 108H236V110H234L235 112L238 110V114L236 113H234L235 114V117L236 118H234L233 119V121L235 122V123H233V121H232V124H233V128L236 130L237 129V131L238 132H240V133H236L235 132V134H234V131L235 130H233V135H231V134H227L225 131V133L227 134L226 136L224 135V134H222L223 133V131H220V130H224V129H222V123L221 122H219V121H221V120H218V119H220L219 117H213V113L211 114V115H208V118H206L205 116H207V115H205L204 117H205V119H207V120H209V125H211V127L210 128H208V130H207V134H209L210 133V135H211V137H210V135H207L208 137H210V139H211V141H213L215 138H216V136L217 135H224L225 137H226V139L227 140H229L230 138L233 140L237 135H239L240 134V136H241V132H243V130H240L242 127H243V124L241 123V121L242 122H244V118H248L247 116H249V115H247V112H245L243 109H241L240 108V106H239V104H236L235 105ZM97 109V110H96ZM120 109H121V112H120ZM124 111H123V110ZM189 109H190V111H189ZM89 110V111H88ZM188 110V111H187ZM87 111V112H86ZM91 111V112H90ZM94 111H96V112H94ZM187 111V112H186ZM194 111V112H193ZM90 112V113H89ZM98 112V113H97ZM120 112V113H119ZM123 112H125L128 116V118L125 116L126 114L125 113H123ZM169 112H172V113H169ZM189 112V113H188ZM194 115H192L191 113ZM243 112V114H241ZM195 113V114H194ZM241 115H240V114ZM262 113V112H261ZM89 114V115H88ZM91 114V115H90ZM123 114V115H122ZM131 114V115H130ZM133 114V115H132ZM134 114H136L139 118H141V117H143V119H145V120H143L142 118L141 119H137L138 117L135 115L134 116ZM167 114V115H166ZM189 114H191V115H189ZM234 114H233V116H234ZM244 114L245 115H247V116H244ZM88 115V116H87ZM99 115H100V117H99ZM101 115H102V117H101ZM129 115H130V117H129ZM171 115H172V117H171ZM178 116V117H176V116ZM237 115H239V117L238 118H241V120H239V119H237ZM255 115H257V114H255ZM254 115V116H255ZM120 116V117H119ZM121 116H123L122 118H121ZM126 117V121H125V117ZM135 117V119L133 120L132 119V117ZM180 116V117H179ZM195 116H196V118H195ZM240 116H244V117H240ZM262 118L260 117V113H258V117L257 116H255V120H257V122L255 121L254 123L255 124H257V126L258 125H260V129L262 128L263 129V127L264 126H262L263 124H260V120L261 119H263L264 118V114L262 113ZM82 118V119H80L79 120V118ZM107 117V118H106ZM146 117H147V119H146ZM165 117H167V119L165 118ZM176 117V118H175ZM187 117V118H186ZM213 118V120H210V119H212ZM257 117V118H256ZM106 118V119H105ZM119 118V119H118ZM124 118V119H123ZM174 118V119H173ZM196 119V120H194V119ZM218 118V119H217ZM242 118H243V120H242ZM250 118V117H249ZM120 119H122V120H124V121H120ZM129 121H128V120ZM148 119H150L149 120V122L151 123V124H153L154 126H153V128L152 127H150L149 125H151V124H147L149 127H146L147 125H146V123L148 122H146V120H148ZM170 119V120H169ZM190 119V120H189ZM215 119V120H214ZM111 120V121H110ZM119 120V121H118ZM136 120V121H135ZM139 120H140V122H141V120L145 123H142L141 124V126H140V123L137 125V121L139 122ZM168 120V124H167V122H166V125H165V123H164V121H167ZM172 120H174L172 123H174V124H172V123H170ZM178 120H181V121H179L181 124H178V123H176ZM238 120V121H237ZM129 123H128V122ZM134 121V122H133ZM163 121V122H162ZM176 121V122H175ZM187 121V122H186ZM212 121V123L210 124V122ZM82 122H83V126H80V123L82 124ZM121 122V123H120ZM125 123L126 125V127L124 126V124H122V123ZM160 122V123H159ZM213 122H215V123H213ZM100 123V124H99ZM129 124V126H128V124ZM155 123V124H154ZM162 123L164 124L163 126H162ZM176 123V124H175ZM218 123V124H217ZM239 123H241V124H239ZM84 124H86V125H84ZM133 124V125H132ZM136 124V125H135ZM161 124V125H160ZM195 124V123H194ZM216 124H217V126H216ZM236 125V127H235V125ZM90 125H92V126H90ZM123 125V126H122ZM146 125V126H145ZM155 125H156V127H158V125H160V126H162L163 128H164V130L165 131H163V129H162V127H158V129L157 130H160V132L162 133H160L159 131H157L159 134H161V138H162V136H164L163 137V139H161L160 138V135L159 134H157V132H156V128H155ZM214 125H215V127H214ZM85 126H87L89 129H87L86 130V128H85ZM105 126V127H104ZM132 126V127H131ZM136 126V127H135ZM143 126V127H142ZM169 126L172 128V131L170 130V129H168L169 128ZM173 126V127H172ZM176 126V127H175ZM179 126V127H178ZM219 126H221V128L219 127ZM241 126V127H240ZM253 126H255V125H253ZM262 126V127H261ZM123 127H125V128H123ZM177 127H178V129H177ZM219 127V128H218ZM239 127H240V129H239ZM128 130H127V129ZM133 128V129H132ZM135 128H136V130H135ZM141 128H143V130L144 129H147L146 131H148L149 133H151V132H154L155 133V136L157 135V136H159V143L161 144V142H160V140L162 141V144H161V146H164V148H161L160 150H159V148L158 147H160V144H157V145H155L154 143H152V141L150 140V138L148 137V133L146 134V133H144V136L143 135H141L142 134V130L140 131V129ZM215 129V132L218 130L219 132H217V133H219V134H215V132L213 133V131H214V129ZM256 129H257V131L255 130V129H253V130H251L250 132H249V134H250V136H251V141L256 145V147H257V149H259L260 148V150L261 151H258V153L260 152V156H261V152H264V148H263V146L262 145H264V130L262 131V129L260 130L259 129V127L257 128V127H255ZM93 129V130H92ZM100 129V130H99ZM125 129V130H124ZM132 130V132H131V130ZM152 129H154V130H152ZM173 129H176V131L178 130V133H180L179 135H178V133L174 130L173 131ZM239 129V130H238ZM243 129V128H242ZM258 129H259V131H258ZM100 132H99V131ZM112 130V131H111ZM170 130V131H169ZM212 130V131H211ZM91 131V132H90ZM96 131H97V133H96ZM122 131V132H121ZM131 133H130V132ZM139 131V132H138ZM167 131H169V132H172V134L171 133H169V132H167ZM253 131V132H252ZM89 132H90V134H89ZM105 132V133H104ZM138 132V133H137ZM141 132V133H140ZM175 132V133H174ZM209 132V133H208ZM96 133V134H95ZM126 133V134H125ZM137 136H135L134 134ZM138 135H137V134ZM164 133V134H163ZM221 133V134H220ZM99 134L101 135V136H99ZM124 134V135H123ZM184 134V133H183ZM181 135V140L183 139V137L182 136H184V135ZM261 134V135H260ZM263 134V135H262ZM97 135V136H96ZM130 135V136H129ZM143 136V137H140V136ZM166 135H169V137L167 136L166 138H165V136ZM229 135H230V137H229ZM259 135V136H258ZM76 136V135H75ZM135 137V138H133V137ZM175 136V135H174ZM173 136V137H174ZM185 136H187V134L185 135ZM234 136V138H232ZM252 136H253V138H252ZM256 136H258L260 139L259 140H262L263 142H261V143H259V140H258V137H256ZM100 137H102V138H100ZM228 137H229V139H228ZM254 137H256V138H254ZM118 138H120V140H121V138H122V140H121V143L119 144V141L120 140H118L117 141V139ZM140 138V139H139ZM148 138V139H147ZM172 140H171V139ZM214 138V139H213ZM237 138H239V136H237ZM261 138H263V139H261ZM59 139V140H58ZM77 139V140H76ZM114 141H113V140ZM168 140V142H165L166 140ZM236 139V138H235ZM254 139V140H253ZM57 145L58 146H60L61 147V145L63 144L62 142L64 141V137H63V135L60 133V132H57ZM92 142H91V141ZM94 140H95V143H94ZM180 140V139H179ZM179 140H178V145H180V147L184 144V143H186V142H183L182 141V143L183 144H181V141L179 142ZM186 140V139H185ZM227 140H226V147L227 148H232L231 150H233V148L235 147V145H236V148H238V149H235L234 148V150H233V152H236V155H235V162L237 163V159H239V157H237L238 156V154H239V150L243 147H241V148H239V146L238 145H241V143H238V142H236L237 140H235L233 143V146L231 147L230 146V144L232 145V143L231 142H227ZM258 140V141H257ZM98 141V142H97ZM116 141V142H115ZM151 141V142H150ZM164 141V142H163ZM257 141V142H256ZM98 144H97V143ZM117 142H118V144H117ZM170 142H172V146H171V143ZM60 143V144H59ZM113 143V144H112ZM115 143H116V145H115ZM127 143H126V145H127ZM128 143V144H129ZM163 143H165V144H163ZM166 143H168V144H170V147L168 146V144L166 145ZM228 143V144H227ZM37 144H38V142H37ZM95 144V145H94ZM97 144V145H96ZM129 144V145H130ZM153 144L155 145V146H153ZM188 144V143H187ZM243 144V143H242ZM258 144V145H257ZM261 146H260V145ZM115 145V146H114ZM118 145V146H117ZM123 145H125L124 143H123ZM122 145V146H123ZM177 145V146H178ZM189 145V144H188ZM106 146V147H105ZM165 146L167 147V148H165ZM184 146H185V148L186 147H188V146H186L185 144H184ZM184 146H182V148H180L179 150L180 151H187L188 152V149L186 150L185 148H183ZM85 147V148H84ZM113 147H115V150L113 149ZM125 148H126V146H124ZM155 147H157V148H155L156 150H154V148ZM179 147V146H178ZM178 147H177V149H178ZM123 148V147H122ZM174 148V147H173ZM189 148V147H188ZM104 149V150H103ZM112 151H111V150ZM158 149V150H157ZM166 150V151H163V150ZM43 150H45L44 148H43ZM88 150H90V152H88ZM118 151V152H115V151ZM151 150V151H150ZM153 150V151H152ZM190 150V149H189ZM8 151H10V152H8ZM83 151V152H82ZM110 151V152H109ZM162 151L164 152V153H162ZM168 151V153H171V152H169ZM182 151V152H183ZM184 151V152H185ZM86 152H87V156H86ZM107 152H109V153H107ZM119 152H120V154H119ZM121 152H124V154L123 153H121ZM155 152V153H154ZM184 152H183V155H184ZM186 152V153H187ZM107 153V155H105ZM117 153H118V155L119 156H126V155H128V158H125V160H124V158L122 159L121 157L119 158V156L117 155ZM95 154V155H94ZM153 154L155 155H159V157H154L153 156ZM163 154V156H161ZM167 154V153H166ZM188 154L189 153H187L186 154V156H188ZM35 155V156H34ZM89 155H91V157L89 156ZM117 155V156H116ZM81 156V157H80ZM95 158H94V157ZM165 156H167V157H165ZM170 156V157H169ZM264 156V155H263ZM263 156H261L263 159H260L259 160V162H258V166L260 167L259 169L257 168V170L258 171H260L259 173H258V171H256L255 173H251V175H254V177L256 178H254L253 179V176H252V179L251 180H255L256 182L255 183H257V185L256 184H254V182H250V181H248L247 180V184H249L248 185V187H246V190L248 189V191L250 190L251 191V193L249 194V195H245V193H244V191H243V189L244 188H242V189H238L236 192H238L239 190H241L242 192V195H239L238 193L236 194V192H235V194H236V196H238V197H240L241 199L240 200H242V201H247L250 197L249 196H251L252 194L254 195H252L253 196V198H255V201L256 202H254V199L252 198H250L249 200H250V202H246V204L244 203V205H246V207H252L253 205V207L254 208H252L251 210L249 209V208H245V210H246V212H248L249 210H250V213H254V211H252V210H255V216L256 217H258V218H261L260 216H262V217H264V215H262L263 214V210H264V163L263 164H261L262 163V161H264V157ZM89 157V162H87L88 161V159H85V158H88ZM120 159V160H122V161H120L118 158ZM161 157H163L162 159H161ZM170 158L169 160H170V162H167V161H169V160H167L166 161V159L167 158ZM237 157V158H236ZM19 158L21 159V160H19ZM92 160H91V159ZM98 158H101V160L100 159H98ZM158 158H160L161 159V163L159 162V164L157 163L159 160H158ZM164 158H166V159H164ZM189 158V161L187 162V163H189L190 165H192L193 166V169L194 170H192V171H195L196 170V165L194 164V161H195V159H193L192 160V158L191 157H187V159ZM83 159H84V161H83ZM105 159V160H104ZM108 159V160H107ZM126 159H128L127 161H126ZM150 159V160H151ZM35 160H36V162L38 161V165L37 166H35L36 165V163H34L35 162ZM91 160V161H90ZM132 160V161H131ZM134 160V161H133ZM158 160V161H157ZM165 160V163L163 162ZM5 161H7L6 163H5ZM11 163H10V162ZM19 161V162H18ZM22 161V162H21ZM117 161V162H116ZM120 161V162H119ZM190 161H191V163H190ZM8 162H9V164H8ZM18 162V163H17ZM102 162H103V164H102ZM109 162V163H108ZM112 162H113V166L112 167H110L109 165H112ZM125 162H130V163H125ZM166 162L168 163V164H166ZM196 162V161H195ZM140 164V165H138V164ZM170 163V164H169ZM187 163H185V164H183L185 167L184 168H182L183 170H185V168H186V170H187V172H191V173H188L189 174V176H187V177H191V175H193L195 172H192V171H190L192 168V166L190 167L189 166V164L188 165H186ZM18 164H20V165H18ZM33 164V165H32ZM119 164V165H118ZM130 164V165H129ZM135 164H137V165H135ZM161 164V165H160ZM164 164L165 165H167V168H165L164 167ZM238 165H240L239 164V162L237 163ZM76 165V166H75ZM115 165H116V167H115ZM121 165V167L119 168V166ZM129 165V166H128ZM133 165H134V167H133ZM154 165V166H153ZM187 166H188V168H187ZM263 166V167H262ZM1 167H3V168H1ZM7 168V169H5V168ZM30 167V168H29ZM107 167V168H106ZM125 167V168H124ZM132 167V168H131ZM168 167H170L169 169H168ZM18 168V170H17V172H16V174L14 173V170H16ZM76 168H78V170H76ZM112 168H113V170H112ZM119 168V169H118ZM154 168V169H155ZM160 168H165V169H163V170H167L168 171V173H166V172H164L163 170H159ZM191 168V169H190ZM1 169H3V170H1ZM14 169V170H13ZM80 169V170H79ZM114 169H115V172H114ZM125 169V170H124ZM153 169V170H154ZM155 169V170H156ZM190 169V170H189ZM48 170H51V169H48ZM112 170V171H111ZM143 170H145L144 172H143ZM186 170L185 171H181L182 173L183 172H185L186 173ZM75 171H77V174H76V172ZM103 171V172H102ZM111 171V172H110ZM162 171H163V173H162ZM60 172V171H59ZM84 172V173H83ZM119 172V173H118ZM147 172V173H146ZM53 173H55V174H53ZM86 173H89V174H86ZM193 173V174H192ZM9 174V175H8ZM14 174V175H13ZM18 174V175H17ZM50 174H51V177H52V175H56V178H54V176H53V179H54V181H53V179L50 177ZM109 174V175H108ZM149 174V175H148ZM260 174V175H259ZM58 175V176H57ZM78 175H79V177H82V178H79L78 177ZM90 175L92 176V178H90ZM101 175V176H100ZM250 175V176H251ZM35 176V177H34ZM99 176V177H98ZM103 176V177H102ZM195 176V174L193 175V177ZM14 177H17V179H20L19 181H18V183H17V179L16 178H14ZM59 177V178H58ZM100 177H102V178H100ZM186 177V178H187ZM23 180H22V179ZM36 180H35V179ZM50 178L52 179V181L54 182H52V181H50ZM74 178L77 180H74ZM87 179L88 178V181L87 180H85V179ZM152 178V179H151ZM31 179H32V181H31ZM59 179V180H58ZM68 179V180H69ZM84 179V180H83ZM188 179H190V181H192L191 179L192 178H188ZM187 179V180H188ZM14 180H16L15 182H14ZM35 180V181H34ZM60 180H63V181H60ZM65 180H67V179H65ZM114 180H116L115 182H114ZM195 180H197V178H196V176L194 177V180L193 181H195ZM249 180H250V178H249ZM23 181V182H22ZM50 181V182H49ZM58 181V182H57ZM86 181V182H85ZM189 181V182H190ZM12 182V183H11ZM13 182H14V184H13ZM36 183L35 185H37V189H38V191L34 188V184L32 185V183ZM90 182H91V184H90ZM196 182V181H195ZM194 182V183H195ZM197 182H198V184H200V181H198L197 180ZM197 182L195 183L196 185H194V186H198L197 187V190H198V193L196 194L194 191H193V189H195V188H193L194 186L193 185H191L192 184V182H191V184H190V190H189V192H191V193H193V196L195 197V196H197L198 195V197H200L201 199H202V197L201 196H199V195H201V192H200V189H199V187H200V185H198L197 184ZM260 182V183H259ZM10 183V184H9ZM21 183H22V185H23V187H22V185H21ZM25 183V184H24ZM48 183H49V185H48ZM52 183H53V185H52ZM93 183V184H92ZM150 183H151V185H150ZM193 183V184H194ZM254 184V185H256V189L257 190H254L255 188H253L254 186H252V184ZM17 186H16V185ZM21 186H20V185ZM43 184H44V186H43ZM16 187H14V186ZM47 185V186H46ZM54 185H55V187H54ZM118 185V186H117ZM32 186V187H31ZM51 186V187H50ZM191 186H193V187H191ZM241 185H238L237 187H236V189L238 188V187H240ZM246 186V185H245ZM5 187V188H4ZM11 187V188H10ZM29 187V188H28ZM36 187V186H35ZM44 187H46V188H44ZM64 187V188H63ZM149 187H151V188H149ZM230 187V186H229ZM228 187V188H229ZM242 187V186H241ZM240 187V188H241ZM28 188V189H27ZM42 188V190H40ZM44 188V189H43ZM95 186L93 187V189H94V192L92 193V195H95V196H92V198L94 197V199L96 200V202H97V200H98V203H99V201H100V197L99 196H97V193H96V191H95ZM227 188V189H228ZM252 188H253V191H252ZM12 189H13V191H12ZM17 189V191H15ZM132 189V190H131ZM226 189V192H224L225 190H223V191H221L222 193H223V195L220 193V197H221V195H222V198L223 199H221V200H223V201H226V199L227 198H229L228 199V201L227 202H230V203H232V202H235L236 201V199L238 198V197H236V199H235V197L233 196L234 195V193L232 194V192H234V191H232V190H235V188H233V189H231V188H229L228 190ZM28 190H30V191H28ZM36 190V191H35ZM128 190H129V192H128ZM139 190V191H138ZM192 190V191H191ZM49 191H51V192H49ZM117 191H118V195H117ZM147 191V192H146ZM232 191V192H231ZM256 191V192H255ZM263 191V192H262ZM12 192H14V193H12ZM29 192V193H28ZM148 192H149V194H148ZM229 192H231V193H228ZM254 192V193H253ZM260 193V194H258V195H256V193ZM16 193H18L17 195H16ZM21 193V194H20ZM112 194H113V192H111ZM133 196H132V195ZM150 194H151V196H150ZM195 194V195H194ZM224 194L226 195V198H225V196H224ZM231 194H232V196H231ZM15 197H14V196ZM120 195V196H119ZM129 196V197H127V196ZM228 195H230V196H228ZM256 195V196H255ZM260 195V196H259ZM7 198H6V197ZM13 196V198H14V201H13V198H11ZM224 196V197H223ZM246 196H248V199H247V197ZM51 197V198H50ZM246 197V199L247 200H243L244 198ZM4 198H6V199H4ZM47 198H49V199H51L52 201H53V204H54V207H50V208H47V207H45V205H44V203H45V200L47 199ZM139 198H141V199H139ZM8 199H10V200H8ZM19 199V200H18ZM225 199V200H224ZM16 200V201H15ZM18 200V201H17ZM120 200H123V199H120ZM143 200V201H142ZM151 201V203H150V201ZM198 200V199H197ZM196 200V201H197ZM234 200V201H233ZM239 199H237V201H238ZM239 200V203H237V204H234V203H232V205H234V207L235 208H237V206L238 207H243L242 206V201H240ZM253 200V201H252ZM11 201V203H9ZM135 201V202H134ZM201 202H202V200H200ZM200 201H197L196 203H200L201 205L203 204V203H201ZM252 201V202H251ZM16 202H18V203H20V205L17 203V205L15 204ZM56 202V203H55ZM136 202H137V204H136ZM254 202V203H253ZM14 203V204H13ZM144 203V204H143ZM198 203V204H199ZM42 204V205H41ZM198 204L196 205V206H198ZM199 204V206H200V208H204L203 206L201 207V205ZM238 204H240V205H238ZM253 204V205H252ZM140 205V206H139ZM252 205V206H251ZM11 206H12V209H11ZM17 206V207H16ZM21 207L20 209H19V207ZM74 206H76V207H74ZM91 206V207H90ZM134 205H133V208H136ZM149 206V207H148ZM152 207V209H150L151 207ZM180 207H182V205H179ZM258 206V207H257ZM141 209H140V208ZM245 207V206H244ZM16 208L17 209H19L20 211H17L16 210ZM143 208V209H142ZM185 208V210L184 209H182V214H183V212H185L186 210L188 211L189 210V212L191 211L190 210V207H189V209H187L186 207H184ZM197 208V207H196ZM199 208V209H200ZM95 209V210H94ZM97 209V210H96ZM100 209H101V211H100ZM180 211H181V208H178ZM247 209H249L248 211H247ZM73 210V211H72ZM106 210V211H105ZM134 210H136V209H134ZM201 210V212L203 211V209H200ZM12 211V212H11ZM14 211V212H13ZM97 211V212H96ZM185 212L186 214H188L189 215V213L188 212ZM262 211V212H261ZM18 213V215H16V213ZM11 213H12V215H11ZM95 213H96V215H95ZM127 213V211L125 212V213H123V214H126ZM140 214H143V211L140 213ZM249 213H247V215H248ZM260 214V215H259ZM73 215V216H72ZM102 215V214H101ZM105 215H103V216H105ZM180 215H181V213H180ZM185 215V214H184ZM184 215H181V218L183 219L184 217H186V219L188 218V216L186 215V216H184ZM12 216V217H11ZM35 216H37V217H35ZM74 216H77V217H74ZM95 216V217H94ZM128 216V214H126V216H124L123 215V220H124V218L125 219H127L128 220V218H126ZM184 216V217H183ZM191 216V217H190ZM193 216V214L191 213L190 215H189V217L190 218H188V221H189V219L191 220H193L194 219V217H192ZM38 217H39V219H38ZM74 217V218H73ZM106 217V216H105ZM8 218V219H7ZM10 218V219H9ZM33 218V219H32ZM77 218V219H76ZM94 218H96L95 220H94ZM180 218V219H181ZM5 219V220H4ZM6 219H7V221H6ZM30 219H32V220H30ZM34 219H35V221H34ZM38 221H37V220ZM40 219H41V221H40ZM92 219H93V221L94 222H90V221H92ZM74 220H76V221H74ZM6 221V222H5ZM8 221H10V222H8ZM32 221H34L35 223H37L38 225H39V223H43L42 224V226L41 225H39L41 228H39L40 230L42 229V230H44V229H46V230H44V231H42L43 232V235L42 236H39L38 235V233H37V230H36V228H34V226H31L30 224L31 223H33ZM96 221H98L97 223H96ZM182 221V220H181ZM44 222H46V226H45V228H43V225H44ZM90 222V223H89ZM182 222H185V224H186V222H187V220H185V218H184V220L182 221ZM191 223V222H190ZM187 224H189V223H187ZM189 226V225H188ZM29 227L31 228V229H29ZM245 227V226H244ZM244 227H242V229L244 228ZM33 228V229H32ZM246 229L247 228H244L242 231H246ZM10 231H12L14 234H12L11 235V232ZM27 231H29V232H27ZM33 231V232H32ZM32 232V233H31ZM44 232L46 233V232H48V233H46V234H44ZM80 232V233H79ZM190 232H193L192 230H190ZM243 232V236L245 237L244 239H246V234L247 235H249L248 233H244ZM34 233V234H33ZM193 234H195V233H193ZM197 234V233H196ZM245 234V235H244ZM36 235V236H35ZM44 235H46V237L45 238H43V236ZM48 235V236H47ZM198 235V234H197ZM39 236V237H38ZM78 236H80L81 238H82V240H84L85 242H83L82 241V243L83 244H81V242L78 244L77 243V245H76V241H75V239L77 238ZM84 238H83V237ZM202 235L200 234V236H198V238H203V236L201 237ZM6 238V239H5ZM59 238V239H58ZM75 238V239H74ZM249 238V236H247V239ZM5 239V240H4ZM246 239V240H247ZM63 240H64V242H63ZM109 240V241H108ZM202 240V239H201ZM200 240V241H201ZM248 242L250 241L249 239L247 240ZM102 242V243H101ZM8 244V245H7ZM63 244V245H62ZM107 244H109L108 246H107ZM7 245V246H6ZM79 248H78V247ZM81 248V249H80ZM80 251H78V250ZM111 252H110V251ZM240 250H242V251H240ZM119 252V253H118ZM189 252H192V254H194V253H196L197 251H193V250H191V249H188L187 250V253H188V255H189V257H190V255L191 256H195L196 255V257L198 256L199 257V255H197V254H194V255H192L191 253L189 254ZM199 252H201V251H199ZM204 252H205V250H204ZM237 252H239V254L237 253V255H239V258H238V263L239 264H253V262L251 261V258L248 256V254H246V252L245 251H243V249L242 248H240V247H238L237 248ZM243 254H242V253ZM260 252H261V250H260ZM113 253V254H112ZM198 254H200V257L198 258V260L200 259V260H202V264H203V261H205L206 259H202L203 257L205 258L207 255H206V252H205V256L203 255L204 253H198ZM240 254H242V255H240ZM260 254V253H259ZM263 253H261V255H262ZM113 255V256H112ZM201 255H202V257H201ZM209 256V255H208ZM208 256H207V262H209L208 264H211L210 263V261H208V259L210 258H208ZM241 256H242V258H241ZM110 259H109V258ZM117 257V258H116ZM196 257L194 258V257H190L191 259L193 258V260H195L196 259ZM238 257V256H237ZM108 258V259H107ZM245 258V259H244ZM107 259V260H106ZM119 259V260H118ZM102 260V261H101ZM117 260L120 262V263H117ZM209 260H211V258L209 259ZM212 260H214V259H212ZM240 260V261H239ZM100 261V262H99ZM204 262V263H207V262ZM95 262H99V263H95ZM201 263V262H200ZM213 263V262H212ZM100 264H102V263H100Z\"/></svg>",
    "mask_w": 264,
    "mask_h": 264
}]
</instances>
